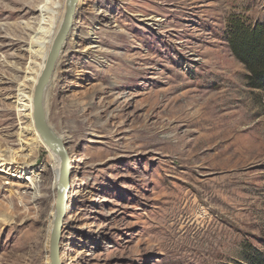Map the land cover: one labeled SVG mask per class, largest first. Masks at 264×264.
<instances>
[{"label": "rangeland", "instance_id": "obj_1", "mask_svg": "<svg viewBox=\"0 0 264 264\" xmlns=\"http://www.w3.org/2000/svg\"><path fill=\"white\" fill-rule=\"evenodd\" d=\"M64 13L65 0H0V146L16 161L0 170V264H50L58 156L19 148L34 138L17 140V99L38 63L32 43L52 31L49 52ZM231 17L264 22V0H78L44 93L71 166L61 264H244L248 246L264 252V94L227 49ZM28 159L37 189L12 177Z\"/></svg>", "mask_w": 264, "mask_h": 264}, {"label": "water", "instance_id": "obj_2", "mask_svg": "<svg viewBox=\"0 0 264 264\" xmlns=\"http://www.w3.org/2000/svg\"><path fill=\"white\" fill-rule=\"evenodd\" d=\"M77 3L78 0H66L63 21L52 41L44 68L34 86L32 98V120L34 127L36 128L38 134L42 137L45 144L55 151L60 158L59 182L62 186V190L57 193L55 199V216L52 223V230L49 240L50 264H61L59 247L60 228L64 219L67 204V194L70 188V159L68 152L64 147V143L56 134H54L48 125L47 115L44 108V93L48 82L52 78L56 60L59 55V47L61 42L71 28V22Z\"/></svg>", "mask_w": 264, "mask_h": 264}, {"label": "bare ground", "instance_id": "obj_3", "mask_svg": "<svg viewBox=\"0 0 264 264\" xmlns=\"http://www.w3.org/2000/svg\"><path fill=\"white\" fill-rule=\"evenodd\" d=\"M65 6H66V0H65ZM41 10H42L41 12H43L46 10L48 11L49 9H46V8L44 9V7H42ZM48 14L51 17L49 19V21L52 24L51 27H55V24L58 21V19L56 18L53 11L48 12ZM73 18H74V15H73ZM73 18H72V21H73ZM71 25H72V22H71ZM30 33L37 35V33H34V32H30ZM67 34H66V36H67ZM66 36L64 37V39L66 38ZM52 37H53L52 31H47L44 36L41 35L40 37L35 38L36 41L32 43V46L30 48H33V49L36 48L37 50L34 52L33 51L29 52V58L32 60H38V63H34L33 67L28 68V72H26V76L24 77V82L27 84V87H25V88L28 90V96L24 97V96H21V94H18V96H21L20 99H17L18 101H21L22 98H25L24 101L25 102L27 101V102H26V104L21 105V107H25V110H22V111L25 112L23 117L26 119V121L23 124L24 126L20 130V132L17 136V140L19 143H21L22 141L19 138H22V137L25 138L29 134L30 135L32 134L33 138H34L33 141L30 140L31 143H28V141H27V144H23V143L19 144V148H24L26 151L28 150L27 148H29V147H32L31 149L36 152V148L38 149L41 146H48L45 144L42 137L38 134L36 128L34 127L33 120H32V113H33L32 98H33L34 86H35L37 79L39 78V76H40V74L44 68L45 62H46V58L48 55V48H49L50 42L52 40ZM64 39L62 40L61 45H62ZM61 45H60V47H61ZM60 47H59V52H60ZM34 68H35V70H33ZM23 86H25V85H23ZM12 99H16V98L12 97ZM50 129L54 132V134H56L61 139V137L51 127H50ZM229 133L230 132L228 131V132L223 133V134H221L219 132L216 134H212L209 137H206L202 141V145H210V144H212V142L216 138L220 139L221 137H224L225 135H227ZM30 137L32 138V136H30ZM23 140L25 141V139H23ZM0 149H1V151H0L1 152V154H0V170L4 166L6 168V166H10V164H15L16 161L13 162V159H15V158H13V155H9V152L6 149L2 150L1 146H0ZM48 149H50L49 146H48ZM57 156H58V154H57ZM20 161H22V158ZM23 162H24V160H23ZM32 163H33V161H30V159H28L27 162L25 164H22L20 167L19 166L14 167L15 165L14 166L12 165L11 169H14V172H17V173H15L17 175H14L12 177L17 178L19 180H23L25 182H28L30 186H33L37 189L36 181L34 180V176L33 177H31V176L26 177L27 176L26 175L27 170L32 165ZM70 170H71V166H70ZM59 176H60V158L58 156V168L56 169V180L54 183V187L56 189V195L59 191L62 190V186L59 182ZM34 195H35V192H34ZM67 202H68V194H67ZM54 216H55V213H54ZM53 220H54V218H53ZM52 223H53V221H52ZM61 228H62V226H61ZM61 228H60V234H61ZM63 259H64V257L61 258V260H63Z\"/></svg>", "mask_w": 264, "mask_h": 264}, {"label": "trees", "instance_id": "obj_4", "mask_svg": "<svg viewBox=\"0 0 264 264\" xmlns=\"http://www.w3.org/2000/svg\"><path fill=\"white\" fill-rule=\"evenodd\" d=\"M224 41L231 56L246 71V87L264 94V22L247 24L237 17L227 21ZM244 250V264H264V252ZM264 248V243H263Z\"/></svg>", "mask_w": 264, "mask_h": 264}]
</instances>
